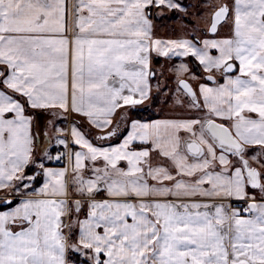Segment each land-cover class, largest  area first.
Listing matches in <instances>:
<instances>
[{
  "label": "snow or ice",
  "instance_id": "1",
  "mask_svg": "<svg viewBox=\"0 0 264 264\" xmlns=\"http://www.w3.org/2000/svg\"><path fill=\"white\" fill-rule=\"evenodd\" d=\"M153 7L182 9L178 0H0V191L19 200L0 198V264H77L74 255L81 264H264V0H223L207 31L228 24L230 34L202 41L154 39ZM152 53L194 57L219 74L222 83L206 75L214 86L198 89L178 80L200 115L133 120L115 146L73 126L69 166L45 167L34 114L109 127L118 109L150 98ZM231 199L246 206L223 203Z\"/></svg>",
  "mask_w": 264,
  "mask_h": 264
},
{
  "label": "crops",
  "instance_id": "2",
  "mask_svg": "<svg viewBox=\"0 0 264 264\" xmlns=\"http://www.w3.org/2000/svg\"><path fill=\"white\" fill-rule=\"evenodd\" d=\"M205 4L204 0H178V3L182 6L181 10H173L178 15L174 16H165L163 19L159 20L151 15L150 19L152 20V36L154 39L161 40H178V39H189L196 41L195 36L200 38L202 41L205 38L215 39L223 38L230 34L229 25H225L221 33H217L215 36H205L204 34L196 33V30L200 29L201 31L205 28V18L199 17L197 13L192 10L194 4L199 3ZM215 1V0H213ZM221 3L222 0H216ZM208 3V0L205 1ZM156 7H154L155 9ZM159 11L169 10L166 7L159 8ZM191 16V21L187 22L183 20V17ZM213 50V55H215ZM192 63L197 66L202 71L203 68L199 65L198 61L194 57H162L157 56L156 53H152L150 56V69L155 71V75L150 78L151 85V94L150 98L146 100L143 104L137 105L135 108H140L148 105L152 99L153 94H160V99L157 104L152 108V115H147L144 118H133L130 116V111L135 108H129L127 106L118 109L114 115L111 117L112 125L107 128H96L92 126L84 117L68 112L62 113L59 110L48 111V112H37L35 113V121L33 127V133L39 134V139L37 142L38 148L35 153L37 157L51 156V153L55 150H68L70 148H76L79 150V146L73 143V137L71 135V128L73 126L86 136L94 145L101 146H115L122 142L123 138L127 135V132L130 130V124L133 120H138L141 122H151L154 120H165V119H183V118H195L200 115L195 110L188 108V101L181 91H178L179 85L178 80L183 79L190 83L194 89H198L200 83L208 84L209 86H214L211 83L203 81L199 73L193 70ZM183 64L186 66V72H178L177 69L180 65ZM173 75V85H176V88L172 90L167 84L168 76ZM235 75V74H233ZM219 81L222 83L223 80L219 77ZM172 94L170 99L167 95ZM167 96V98H166ZM180 101L181 103H177ZM160 110V113L156 110ZM151 111V109H150ZM113 129L117 130V135L111 137L110 139H98V137L105 135L107 132L112 131ZM56 137H61L66 141V147L56 144ZM135 148L139 149L144 147L139 143L134 145ZM39 149H45V152H41ZM45 156L44 164L48 168H64L69 166V159L63 165H54L51 163V159H48ZM30 173L26 175L34 174L36 168L30 167ZM70 180L71 177L69 176ZM43 177L41 176L39 181L33 185V187H39L42 183ZM32 192L26 193V195H32ZM258 196V195H257ZM0 198L3 199H16L19 202L18 198L14 195H9L7 190L0 191ZM98 199L103 198V193L97 197ZM236 199L225 200L223 203L231 204L232 207H236ZM218 203L220 201H217ZM4 210V209H0ZM87 209L85 208L81 214L80 218L82 219L86 214ZM67 223V221H66ZM66 234H67V230ZM78 236V229L73 228L71 234V241L74 243ZM74 255L72 259L81 264L82 258Z\"/></svg>",
  "mask_w": 264,
  "mask_h": 264
},
{
  "label": "flooded vegetation",
  "instance_id": "3",
  "mask_svg": "<svg viewBox=\"0 0 264 264\" xmlns=\"http://www.w3.org/2000/svg\"><path fill=\"white\" fill-rule=\"evenodd\" d=\"M215 2V4L213 5V7L210 9V11L208 12V16L207 17H205V28L201 31L200 29H199V32L200 33H198V29L196 30V33H198V34H204L205 36H215L216 34H211V33H209L208 31H207V29H208V27L210 26V17H211V13L212 12H214L215 11V7L216 6H218V4L220 3V2H218V1H214ZM221 2H223V0L221 1ZM200 3V2H199ZM159 8H155L154 9V7L150 10L151 11V13H152V16H154L155 18H158L159 20H161V19H163L165 16H176V15H178L175 11H173V10H162V11H159L158 10ZM163 13V15H160V16H158L157 15V13ZM183 17V20L184 21H187V22H189V21H191V16H186L185 17V15L184 16H182ZM208 17H209V20H207L208 19ZM220 27V26H219ZM218 31H219V28H218ZM194 39L196 40V41H200V38L199 37H197V36H195L194 37ZM192 67H193V70L194 71H196L197 73H199L200 74V76L202 77V79H203V81H205V82H208V83H211L210 81H207V80H205L204 79V77L206 76V75H214V76H216L217 77V79H219V74L218 75H215V74H213V73H205L204 71H202V70H200L199 68H198V64H197V66L195 65V64H193L192 63ZM153 73H154V75H155V71L154 70H151ZM233 74H235V73H233ZM153 75V76H154ZM186 81V80H185ZM188 82V81H187ZM189 83V82H188ZM190 84V83H189ZM212 84V83H211ZM237 201H240V200H237ZM246 203H247V201H246Z\"/></svg>",
  "mask_w": 264,
  "mask_h": 264
},
{
  "label": "rangeland",
  "instance_id": "4",
  "mask_svg": "<svg viewBox=\"0 0 264 264\" xmlns=\"http://www.w3.org/2000/svg\"><path fill=\"white\" fill-rule=\"evenodd\" d=\"M206 0H204V3L205 4H200V3H197V4H194L193 5V7H192V10L195 12V13H197V15L199 16V17H207L208 16V12L210 11V9L213 7V5L215 4V2L213 1V0H208V3H206L205 2ZM199 2V1H198ZM207 20H209V17H208V19ZM225 25H227V24H222V25H220V27H219V33H221V31L223 30V28H224V26ZM198 33H200L199 32V30H198ZM213 74H215V75H218V73H215V72H213ZM173 78H174V76L173 75H170V76H168V80H167V84L170 86V88H172V90L174 89V88H176V85H173ZM172 94H170L169 93V95H167L168 96V98L170 99ZM167 96H166V98H167ZM159 99H160V94H159V97H158V99H157V102H159ZM154 98H152V100L150 101V103L148 104V105H146V106H144V108H145V111H146V115H152L153 113H151L152 112V108L154 107ZM140 108H143V107H140ZM150 109H151V111H150ZM156 112H158V113H160V110L158 111V109L156 110ZM251 156V153H249V157ZM256 195H258L259 196V193H256ZM236 205V204H235Z\"/></svg>",
  "mask_w": 264,
  "mask_h": 264
},
{
  "label": "built area",
  "instance_id": "5",
  "mask_svg": "<svg viewBox=\"0 0 264 264\" xmlns=\"http://www.w3.org/2000/svg\"><path fill=\"white\" fill-rule=\"evenodd\" d=\"M69 151L75 152L77 151L76 148H70L68 150H55L51 153V157H53V159H51V163L54 165H63L68 161V153ZM63 154V158L61 160H56L54 159L57 155L59 154ZM246 206V201H236V207L237 208H243Z\"/></svg>",
  "mask_w": 264,
  "mask_h": 264
},
{
  "label": "trees",
  "instance_id": "6",
  "mask_svg": "<svg viewBox=\"0 0 264 264\" xmlns=\"http://www.w3.org/2000/svg\"><path fill=\"white\" fill-rule=\"evenodd\" d=\"M158 97H159V94L158 93L153 94L152 98H154V100H153L154 101V104H157ZM130 116H132L133 118H144L147 115H146L145 108L143 107V108H135V109H132L130 111ZM30 171H31L30 168L26 169L25 174H29ZM77 258H78V256H77Z\"/></svg>",
  "mask_w": 264,
  "mask_h": 264
},
{
  "label": "water",
  "instance_id": "7",
  "mask_svg": "<svg viewBox=\"0 0 264 264\" xmlns=\"http://www.w3.org/2000/svg\"><path fill=\"white\" fill-rule=\"evenodd\" d=\"M10 199V198H9Z\"/></svg>",
  "mask_w": 264,
  "mask_h": 264
}]
</instances>
